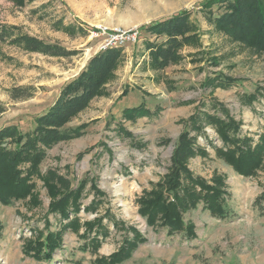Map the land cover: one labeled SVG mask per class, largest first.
I'll return each instance as SVG.
<instances>
[{
	"label": "rangeland",
	"instance_id": "374dc122",
	"mask_svg": "<svg viewBox=\"0 0 264 264\" xmlns=\"http://www.w3.org/2000/svg\"><path fill=\"white\" fill-rule=\"evenodd\" d=\"M204 1L32 0L17 8L0 0V28L18 27L22 33L74 53L54 57L0 43V105L6 108L0 115V130L8 126L31 130L66 84L105 50L109 36L139 33L136 42L111 47L122 48L123 59L105 87L106 95L95 98L67 124L70 129L87 125L84 135L54 146L42 165L44 173L56 170L75 186L86 183L85 204L93 200L91 190L96 186L106 198L101 215L109 211L116 220L145 234L147 243L124 264H264V170L250 178L238 175L217 158L203 137L200 144L210 157L192 159L190 168L208 180H226L233 218L218 220L199 206L185 215L186 223L196 228L195 239L188 240L183 234L148 227L139 214L138 198L165 176L174 145L185 130L184 121L209 109L204 103L224 104L242 122L243 135L257 139L264 130V52L235 42L211 26L199 7ZM184 11L192 13L198 39L181 49L179 63L154 69L146 41L165 39L151 35L145 27ZM218 76L237 82L229 89L217 88L213 82ZM253 95L257 100L248 104L244 96ZM142 107L155 115L134 121L124 118L126 110ZM206 131L220 146L214 131ZM51 202L40 182L33 198L10 206L0 204V264H93L121 245L123 233L109 223L111 235L96 255L82 251L83 242L68 232L52 262L26 256L25 242L45 228V220H50L53 231L60 228V220L49 214ZM80 216L84 220L97 217Z\"/></svg>",
	"mask_w": 264,
	"mask_h": 264
},
{
	"label": "trees",
	"instance_id": "16d2710c",
	"mask_svg": "<svg viewBox=\"0 0 264 264\" xmlns=\"http://www.w3.org/2000/svg\"><path fill=\"white\" fill-rule=\"evenodd\" d=\"M6 1L24 8L32 0ZM199 7L216 30L224 32L235 42L264 52V0H206ZM191 17L190 11H184L145 27L151 35L165 39L162 42L146 41V51L154 69L161 70L179 63L183 59L181 49L196 42L198 28ZM74 31L70 29V32ZM6 42L31 53L64 58L74 55L58 45L22 33L18 27L0 28V43ZM122 59V48L101 51L77 78L66 84L53 106L35 119L31 130L24 132L17 126L0 130V204L10 206L33 198L38 183L42 182L52 199L49 214L60 220V228L56 231L52 230L50 220H45V228L35 231L34 237L24 244V254L40 263L53 261L54 255L62 251L64 236L68 232L83 242L82 251L98 254L111 235L109 223L116 232L123 233V240L116 251L109 256L97 257L93 264H124L148 241L136 226L116 220L109 211L100 214L106 198L96 186L91 190L93 200L85 204L86 183L75 186L56 170L50 169L46 173L42 170L49 150L84 135L87 125L70 129L67 124L85 111L95 98L106 95L105 87ZM236 82L234 78L218 76L213 84L217 88L229 89ZM244 100L250 104L257 97L244 96ZM204 105L209 109L196 112L184 121L185 130L174 145L165 176L152 184L150 190H145L137 201L139 214L148 227L165 229L169 235L183 234L188 240L195 239L196 228L186 223L185 215L199 206L218 220L233 218L228 207L230 192L226 180L220 177L208 180L190 168L192 159L210 157L207 147L200 144V137L206 139L207 146L213 149L217 158L238 175L250 178L264 170V130L257 139L243 135L242 122L224 104L209 100ZM5 109L0 105V115ZM154 115L142 107L128 109L123 116L134 121ZM207 128L214 131V138L221 143L220 146L211 139ZM81 213L96 214L97 217L84 220Z\"/></svg>",
	"mask_w": 264,
	"mask_h": 264
},
{
	"label": "built area",
	"instance_id": "2783aa9c",
	"mask_svg": "<svg viewBox=\"0 0 264 264\" xmlns=\"http://www.w3.org/2000/svg\"><path fill=\"white\" fill-rule=\"evenodd\" d=\"M139 36V33H125V32H119L116 35L109 36V39L107 41L105 50L107 48L113 47V45H117L118 47H122L125 45V43H132L137 41V37Z\"/></svg>",
	"mask_w": 264,
	"mask_h": 264
}]
</instances>
